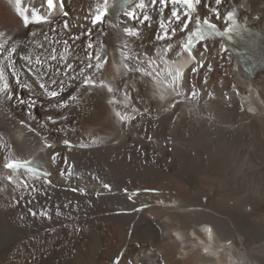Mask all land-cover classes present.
Instances as JSON below:
<instances>
[{
    "label": "bare ground",
    "instance_id": "bare-ground-1",
    "mask_svg": "<svg viewBox=\"0 0 264 264\" xmlns=\"http://www.w3.org/2000/svg\"><path fill=\"white\" fill-rule=\"evenodd\" d=\"M55 1L49 12L45 0H21L22 8H35L47 18L25 27L15 0H0V32L5 34L0 43L16 42L19 55L46 59L53 48L63 53V41L68 40L66 59L75 67V72L55 75L54 69L62 63L47 61L44 81L57 91L63 81L64 91L49 99L34 85L32 107L20 103L29 99V90L6 71L8 92L0 93V264H112L120 251H124L121 264H213L214 259L195 250L190 240L189 233L200 235L203 223L214 230L216 242L210 251L220 257L217 264L239 259L264 264V70L249 83H239L245 90L241 100L247 102L242 103L231 89L236 58L224 51L221 40L209 41L196 48L195 57L211 64L212 70L206 66L195 73L187 70L182 86L186 101L177 96L159 104L148 93L145 74L128 69L139 67L171 79L168 73L187 67L177 56L184 34L177 30L172 35L178 22L167 18L168 8L162 17L161 5L141 10L132 1L118 9L113 20L93 25L92 17L104 0ZM209 5L216 7L214 0H202L197 16L220 29ZM231 7L237 8L236 19L240 17L245 28L264 31V0H223L220 14ZM133 11L135 20L125 15ZM143 14L150 19L141 23ZM65 22L70 25L67 31ZM161 23L171 35L157 40L163 33ZM125 29L137 34L130 36ZM72 36L80 39L73 41ZM89 41L92 49H86ZM243 41L240 46H245ZM169 44L172 48L165 52ZM205 46L208 51L201 56ZM86 51H99L107 60L103 69L86 72L94 76L96 85L103 73L113 72L112 53L128 55L127 60L121 55L127 70L116 79L140 110L130 124L110 115L101 88L91 91L82 86V78L69 79L87 62ZM19 55L18 67L23 63ZM20 79L32 83L26 75ZM53 79L57 83H51ZM70 96L78 100L71 101ZM60 100L68 101V106H51ZM36 152L45 157L51 184L23 176L29 189L18 187V178L7 183L4 164ZM69 164L72 174L61 176L60 170ZM33 186L40 191L31 192ZM146 190L158 194L141 193ZM125 191L140 194L131 199L116 194ZM154 200H162L159 208L124 214ZM29 208H46L51 218L33 217Z\"/></svg>",
    "mask_w": 264,
    "mask_h": 264
},
{
    "label": "snow or ice",
    "instance_id": "snow-or-ice-1",
    "mask_svg": "<svg viewBox=\"0 0 264 264\" xmlns=\"http://www.w3.org/2000/svg\"><path fill=\"white\" fill-rule=\"evenodd\" d=\"M151 5L159 4L162 7L160 8V11L162 12L165 7H167L169 4H171L172 10H171V19L178 22L177 28H172L171 32L172 35H175L176 31L183 33L186 30L189 29V24L194 20L195 22V28L191 29L187 32V36L185 38V41L180 44V48L182 51H186L188 55L195 60V55L193 53V49L196 47V43L199 41H205L208 37L213 35H227L234 31L235 29L239 28V25L236 23V9L233 8L232 10L228 11L226 16H224L225 21H229L230 24L227 28L224 29L223 32L218 31L217 25L212 23L210 20L204 18L201 19L198 16H194L193 14L197 11V6L202 3V0H149ZM216 7H211V12L213 15L216 16L217 19L220 18V12H219V6L222 5L223 0H214ZM16 4V13L20 16V18L23 21V24L25 27H27L30 23H41V22H47V18L45 16L40 15L39 11L35 8H32L29 10L28 8H22L21 7V0H15ZM47 8L49 12H51L54 8V2L53 0H46ZM148 5L144 2V0H140V3L136 5L137 9H145ZM177 6L182 8L183 11V19L181 18V12L178 10ZM108 8V0H104V6L102 9H98L96 15L92 18V24L96 25L100 22H102V18L106 15ZM30 12V15H29ZM125 15H127L130 19H137L136 12H126ZM150 19L149 15L143 14V19L140 21L143 23L144 21H148ZM70 25L68 22H65L63 24V29L67 31L69 29ZM160 29L164 31V35H158L156 38L157 40H164L167 37L168 29L167 26L164 23L160 24ZM91 30H89L88 33H85V35H89ZM125 32L130 36H135L137 33L134 31H131L129 29H125ZM5 34L0 32V37H3ZM11 39V38H9ZM71 39L73 41L79 40L80 36H72ZM56 43H59V41H56ZM64 45V52L63 53H57V50L55 48L52 49V52L49 53L46 59H42L39 55L36 56L35 59H33L30 55H19L18 53V45L16 42H13L12 44L8 43V40L5 39L4 42L0 43V93H7L9 88V82L8 77L6 76V71H10L11 75L16 78V83L23 89L29 90V99L25 101L24 99L20 100V103H27L29 107H32L35 105L36 101L31 99V93L33 91L34 85H37L39 89L42 90V93L44 96H46L49 99L57 98L60 96V92L64 91L63 87V81H60V89L59 91L53 90L49 88L48 83L44 81L43 76L47 74V69L45 68V65H47V61H58L62 63V67H57L54 69V74L59 75L61 72L68 74L69 72H75V67L72 63H68L66 56L69 52V43L68 40L63 41ZM39 47V45H37ZM93 43L89 41L86 44V49H92ZM169 49L172 48L171 44L168 46ZM168 49H165V52H167ZM208 51L207 47L205 46L204 52L201 53V56L204 55ZM179 54V53H177ZM19 55V60L23 61L22 64L17 66V60L16 56ZM87 62L84 63L83 67L79 68V71L74 76H70L69 79L75 80L78 77L82 78V86L86 88L96 87V81L94 76L86 75L87 70H94L99 71L104 67V63L107 62L106 57H102L100 52H91L86 51L85 53ZM121 55L124 56V59H129L128 55L126 53H121ZM95 60V63H92V60ZM39 66V67H37ZM207 67L209 71L212 70L211 64H205L203 60L197 61V67H193L191 69L192 72H197L198 68ZM50 68L51 66L48 65ZM127 68V65H125ZM149 67H151V62L149 63ZM42 69H44L42 71ZM129 71H136V72H143L145 75H151L150 72H147L139 67L135 69H128ZM26 75L29 78H31L32 83H29L27 81H22L20 79L21 76ZM157 75H160V73H157ZM168 75L171 77L169 84L170 85H176L178 84L181 76L183 73L180 70H176L175 74L173 75L171 72L168 73ZM51 83L55 84L57 83L56 80H52ZM103 86V85H101ZM107 90L109 93H112L115 91V89L111 86H107ZM179 94V93H177ZM197 93H193V95H196ZM71 101H77V96H70L68 98ZM127 94H125V100H127ZM161 99H164L163 96H161ZM114 101H110L112 103ZM53 108H65L68 106V101L66 100H60L55 104L51 105ZM125 108L128 107V104L125 103ZM138 109L133 108V112H137ZM116 116L119 118V120L122 123H127L129 121L135 120V116H130L128 114H121V112L117 111ZM51 119V117H49ZM151 139V137H149ZM95 142V141H93ZM65 144L71 147L69 145L68 141H65ZM81 147H84L85 145H80ZM57 155H53L52 162L53 164L56 163ZM65 163L67 164V158H65ZM4 167L7 169H11L13 171L24 169L26 172L30 174H36L38 172V167L35 165V162L32 160H8ZM72 165H68L67 169H61L60 175L65 176L72 174ZM45 178L50 176V173L45 172L44 173ZM95 178V177H94ZM6 179L9 182H12V176L6 177ZM46 184H51V181L48 179H45ZM22 185L24 189H29V184L25 180H20L18 187ZM103 188L111 190V186L108 183H103ZM31 192H39L40 189L36 187H31ZM73 192L79 191L81 194H84L85 190L83 188H73ZM100 193H97L99 195ZM133 195H136V193H132L129 195V199L132 198ZM67 207V205H65ZM28 212L33 217H39L44 219H50V214L46 208H41L39 211L34 210L33 208H29ZM56 215L60 216L61 212L59 209L56 211ZM205 231L208 232L209 236L211 237L212 230L211 228L205 229ZM207 251V249H205ZM123 256V253L118 255L113 261L112 264H121V257Z\"/></svg>",
    "mask_w": 264,
    "mask_h": 264
},
{
    "label": "rangeland",
    "instance_id": "rangeland-1",
    "mask_svg": "<svg viewBox=\"0 0 264 264\" xmlns=\"http://www.w3.org/2000/svg\"><path fill=\"white\" fill-rule=\"evenodd\" d=\"M61 12H62V11H61ZM61 12H60V14H61ZM66 17H67V16H66ZM66 17H65V18H66ZM67 18H68V17H67Z\"/></svg>",
    "mask_w": 264,
    "mask_h": 264
}]
</instances>
